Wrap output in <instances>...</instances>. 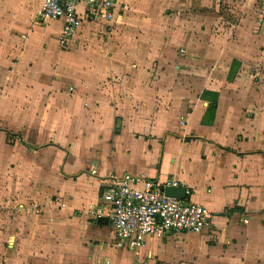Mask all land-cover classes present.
Segmentation results:
<instances>
[{"label": "crops", "instance_id": "obj_1", "mask_svg": "<svg viewBox=\"0 0 264 264\" xmlns=\"http://www.w3.org/2000/svg\"><path fill=\"white\" fill-rule=\"evenodd\" d=\"M44 1L0 0V264H264L256 0L252 34L227 41L207 37L206 0H115L69 47ZM204 92L219 95L213 125ZM126 175L179 182L210 226L120 245L91 210Z\"/></svg>", "mask_w": 264, "mask_h": 264}, {"label": "built area", "instance_id": "obj_2", "mask_svg": "<svg viewBox=\"0 0 264 264\" xmlns=\"http://www.w3.org/2000/svg\"><path fill=\"white\" fill-rule=\"evenodd\" d=\"M82 3L88 6L89 15L85 17L78 9ZM115 12V0H45L40 17L43 22H64L60 44L68 47L86 22L98 18L111 22ZM167 187L181 185H161L126 175L107 186L102 197L104 205L91 212L96 218H109L120 245L141 246L151 236L198 234L210 226L212 214L207 207L167 197Z\"/></svg>", "mask_w": 264, "mask_h": 264}, {"label": "rangeland", "instance_id": "obj_3", "mask_svg": "<svg viewBox=\"0 0 264 264\" xmlns=\"http://www.w3.org/2000/svg\"><path fill=\"white\" fill-rule=\"evenodd\" d=\"M248 2V0H206L204 5L199 4L200 8H197V11L201 10L204 14L208 15V18L210 19V23H207L206 27L207 37L211 39H214V37L224 38L225 41H227L226 39L231 40L234 39L237 32L236 30L240 26V30L247 28L246 32L252 34V30H254L256 24L254 25L253 21L248 20ZM251 8H256L260 14L259 16H261V12L264 11V0H256L254 6ZM243 22L244 24H242ZM256 22L260 25L261 18L258 17ZM262 49H264V47H262ZM250 57L252 58V61L246 62L249 64V67L254 68V70L257 68L260 73H264V58L258 53V51L251 54ZM6 95L7 94L0 92V104H5L4 102L8 103L4 98ZM163 99H166V95ZM12 140L13 139H10L9 143H12ZM175 241L177 242L180 240L176 239Z\"/></svg>", "mask_w": 264, "mask_h": 264}, {"label": "trees", "instance_id": "obj_4", "mask_svg": "<svg viewBox=\"0 0 264 264\" xmlns=\"http://www.w3.org/2000/svg\"><path fill=\"white\" fill-rule=\"evenodd\" d=\"M234 77L231 75L230 80H233ZM202 100L209 102L208 111L203 119V123L206 125H213L216 118V112L218 109V100L219 95L211 92H204L202 95Z\"/></svg>", "mask_w": 264, "mask_h": 264}, {"label": "water", "instance_id": "obj_5", "mask_svg": "<svg viewBox=\"0 0 264 264\" xmlns=\"http://www.w3.org/2000/svg\"><path fill=\"white\" fill-rule=\"evenodd\" d=\"M165 194L167 197L170 198H176V199H182L185 200L187 199V189L184 187H167L165 189ZM99 223L103 225H108L110 224V221L108 218H100Z\"/></svg>", "mask_w": 264, "mask_h": 264}]
</instances>
